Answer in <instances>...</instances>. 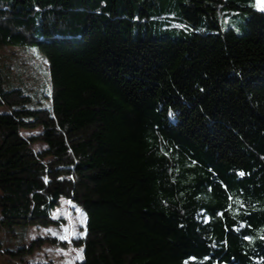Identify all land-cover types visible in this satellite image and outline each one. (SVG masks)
<instances>
[{"label": "trees", "instance_id": "1", "mask_svg": "<svg viewBox=\"0 0 264 264\" xmlns=\"http://www.w3.org/2000/svg\"><path fill=\"white\" fill-rule=\"evenodd\" d=\"M242 1L178 0L171 37L147 0H0V46H35L49 80L36 103L0 55V264H52L30 255L67 241L26 238L62 198L86 215L74 264H264V10Z\"/></svg>", "mask_w": 264, "mask_h": 264}, {"label": "rangeland", "instance_id": "2", "mask_svg": "<svg viewBox=\"0 0 264 264\" xmlns=\"http://www.w3.org/2000/svg\"><path fill=\"white\" fill-rule=\"evenodd\" d=\"M142 1L135 0L136 10L143 6L144 2L142 3ZM245 1L252 3L251 0H243L242 3L244 4ZM254 4L258 9L264 10V0H255ZM144 6L148 12V16L143 15L144 26L147 25L145 20H148V31L154 35L177 37L180 35L181 29L191 25L190 21H186L180 15L178 0H147ZM224 9L227 12H224ZM246 15L245 10H235L228 5L218 7L216 11V17L222 26L230 25L236 30L240 29ZM0 55L1 65L10 82L29 91L36 103L48 106V74L45 70V62L41 60L42 54L38 49L35 46L4 45L0 46ZM0 109L2 108L0 107ZM40 129V126L32 129H22V133L29 135ZM32 146L36 150H40L45 147V142H34ZM52 215L64 220L62 227L30 226L26 241H30L31 237L37 235L49 234L66 240L68 244L63 246L53 242H44L30 255V258L50 261L52 264H74L76 260H80L83 256V245H75L72 240L84 235L86 215L80 207L67 198H62L61 204L56 206Z\"/></svg>", "mask_w": 264, "mask_h": 264}]
</instances>
